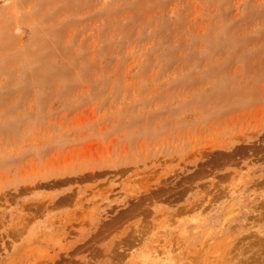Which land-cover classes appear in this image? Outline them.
<instances>
[{"label": "rangeland", "instance_id": "1", "mask_svg": "<svg viewBox=\"0 0 264 264\" xmlns=\"http://www.w3.org/2000/svg\"><path fill=\"white\" fill-rule=\"evenodd\" d=\"M264 0H0V264H264Z\"/></svg>", "mask_w": 264, "mask_h": 264}, {"label": "bare ground", "instance_id": "2", "mask_svg": "<svg viewBox=\"0 0 264 264\" xmlns=\"http://www.w3.org/2000/svg\"><path fill=\"white\" fill-rule=\"evenodd\" d=\"M264 248V247H263Z\"/></svg>", "mask_w": 264, "mask_h": 264}]
</instances>
